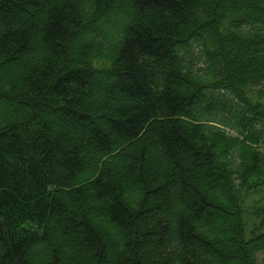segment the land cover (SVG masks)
Wrapping results in <instances>:
<instances>
[{"label": "trees", "instance_id": "1", "mask_svg": "<svg viewBox=\"0 0 264 264\" xmlns=\"http://www.w3.org/2000/svg\"><path fill=\"white\" fill-rule=\"evenodd\" d=\"M260 144L264 0H0V264H264Z\"/></svg>", "mask_w": 264, "mask_h": 264}, {"label": "rangeland", "instance_id": "2", "mask_svg": "<svg viewBox=\"0 0 264 264\" xmlns=\"http://www.w3.org/2000/svg\"><path fill=\"white\" fill-rule=\"evenodd\" d=\"M243 1V0H242ZM229 2V1H228ZM210 30L209 29H205V30H203V32L201 33V35H209L210 34ZM176 50V52L178 53V55H179V57H180V59L181 60H185L189 55L191 56V54H187L184 50L182 51V49H180V48H176L175 49ZM193 54H195V55H198V50H197V48L196 47H193ZM196 57H198V56H196ZM214 91H215V89H213V88H209V89H207V90H204L203 91V93H202V95H201V97L203 98V97H207L209 94H212V93H214ZM220 91V90H219ZM226 96V98H227V100H228V96L227 95H225ZM231 101V99H229L228 100V102H230ZM200 102V100L199 99H197L196 100V103H199ZM259 148L262 150V151H264V144H260L259 145ZM250 202V200H248L247 201V203H249ZM250 218L251 217H248V215L246 216V224H245V226H246V231H247V234H249V230H250V226H251V224H252V221L250 220ZM264 258V249H262L261 251H259L258 253H257V259L259 260V261H261L262 259Z\"/></svg>", "mask_w": 264, "mask_h": 264}]
</instances>
